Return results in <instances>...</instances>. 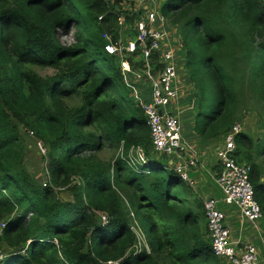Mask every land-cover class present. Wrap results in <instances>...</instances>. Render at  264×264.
Listing matches in <instances>:
<instances>
[{"label":"trees","instance_id":"trees-1","mask_svg":"<svg viewBox=\"0 0 264 264\" xmlns=\"http://www.w3.org/2000/svg\"><path fill=\"white\" fill-rule=\"evenodd\" d=\"M125 4L0 0V264H225L210 250L200 200L151 154L140 108L118 90L121 75L101 35L134 36L135 15L120 10ZM159 11L180 36L196 135L223 137L235 124V84L255 85L264 106V0H163ZM70 29L74 41L60 44L57 36ZM32 66L54 73L40 77ZM72 100L76 107L66 103ZM18 127L44 148V185L24 164ZM252 142L238 131L234 157L248 166L264 229V183L255 176ZM131 146L142 149L141 166L128 163ZM103 147L115 149L111 162L98 157ZM73 178L83 185H72V200H57L53 188ZM134 225L147 250L132 248Z\"/></svg>","mask_w":264,"mask_h":264},{"label":"built area","instance_id":"built-area-1","mask_svg":"<svg viewBox=\"0 0 264 264\" xmlns=\"http://www.w3.org/2000/svg\"><path fill=\"white\" fill-rule=\"evenodd\" d=\"M130 3L138 13L133 14L135 18L131 24L134 36L112 40L103 33V49L114 58L123 85L132 92V99L141 110L149 130L151 152L163 156L179 179L190 186L188 171L197 164V159L182 134L180 118L184 111L193 113L194 100L189 83L181 76L180 36L177 27L157 8L149 7L147 0H126V4ZM116 20L123 29L121 16ZM238 131V126L233 125L223 134L222 145L216 151L217 170L213 180L221 191L223 203L234 205L241 219L253 223L261 218L262 209L254 199L248 166L238 164L234 157V135ZM36 145L44 153L41 144L36 142ZM116 154L121 155V148ZM143 155L140 147L131 146L127 153L128 163L140 166ZM200 203L212 254L225 264H256V249L252 244L237 245L230 240L223 212L218 208L219 200L208 196ZM99 219L106 221V215L101 214ZM134 232L140 233L139 229Z\"/></svg>","mask_w":264,"mask_h":264},{"label":"rangeland","instance_id":"rangeland-1","mask_svg":"<svg viewBox=\"0 0 264 264\" xmlns=\"http://www.w3.org/2000/svg\"><path fill=\"white\" fill-rule=\"evenodd\" d=\"M163 0H147L148 6L149 7H155L159 10V6L161 5ZM146 3V2H145ZM134 6L136 4L134 3ZM158 6V7H156ZM124 26V25H123ZM125 27V26H124ZM131 27V25H130ZM120 39H124L122 35H119ZM57 39L60 44L62 45H67L70 44L74 41L73 37V29H70V31L66 34H62L60 36H57ZM182 49V47H181ZM184 54V53H183ZM183 56V55H182ZM33 70L37 75L40 77H46L50 76L54 73V70L51 69L50 67H38V66H32ZM184 73V72H183ZM183 73L181 76H183ZM188 83V81L186 80ZM118 90L120 93L124 94L125 96H128L132 99V92L129 91L124 85L121 80V83L118 84ZM237 120L234 125H237L239 128V131H242L246 133L248 136L251 137L252 139V146L250 148V155H251V160L254 162L256 169H255V176L259 180L260 177H262L264 180V106L261 103V99L258 97L257 94H253V90H255V85L253 84H246L242 82L241 84H235V89H237ZM184 88V87H183ZM204 106H205V111L206 113L210 112L211 104H212V96H213V91L210 90V86L206 83L204 88ZM193 92V87L192 91ZM65 100V99H64ZM133 101V99H132ZM183 101V100H182ZM134 102V101H133ZM70 107H76L77 106V101L72 100V101H67L66 102ZM183 105L185 106V101H183ZM196 109V107H195ZM194 112V109H193ZM187 111H184L181 114V124H182V129L183 127V121L185 119ZM194 113H192L193 115ZM209 115V114H205ZM189 121L192 123L193 118L192 116L190 117ZM18 132L22 138L23 141V148H24V164L28 170V172L32 175L35 176V180L42 185V183L47 181V176L44 175L45 173V163H46V157L45 155L42 156V152L38 149L36 142L33 141V135H31V131L28 129H25L23 127H18ZM190 132L194 135H196V131L193 128V126L190 128ZM198 138L204 139V137H201V135H196ZM219 139L209 143L207 145V158L210 160L208 165H206L207 168H209L214 161L216 162L217 157H216V151L217 149L222 145L223 139L222 136L217 137ZM214 139V138H213ZM217 146V147H216ZM151 154L154 157H161L160 161L165 162L163 159L164 157L158 154ZM98 157L105 162H111L114 159L115 155V149L109 148V147H103L98 153ZM163 157V158H162ZM142 163H140V166ZM205 170V168H203ZM264 183V182H263ZM74 184H79L83 185V182L79 178H73L72 182H70L69 185L66 187H59V188H53L55 197L57 200L65 202V201H70L72 200V185ZM211 186L213 188V195L219 197V202L221 203L222 206H225L227 204L223 203L221 200L222 194L219 188L211 182L209 185L206 186L204 189V193L207 194V188ZM221 205H218V208L221 210L223 207ZM229 206V205H227ZM234 209V208H233ZM232 213H235L234 210H231ZM107 218V217H106ZM239 219V216H238ZM262 219L260 218L259 220H256L254 223H256V228L253 226H250L249 224H252L248 222L247 220H244V228L254 231L255 233L257 232L258 229L262 227L263 224H261ZM236 226V225H235ZM133 235L135 236V244L132 245V248H144L147 250V244L145 243V240L143 238V235L141 233L135 234L134 230L138 231V227L134 225V227L130 228ZM264 241V240H263ZM256 246L255 243H252ZM253 245V246H254ZM254 246V247H255ZM256 249V248H255ZM4 258V254L2 251V248L0 246V260ZM261 262H264V250L262 252H258L256 250V264H260ZM116 262L114 261H109L105 262V264H115ZM264 264V263H263Z\"/></svg>","mask_w":264,"mask_h":264},{"label":"crops","instance_id":"crops-1","mask_svg":"<svg viewBox=\"0 0 264 264\" xmlns=\"http://www.w3.org/2000/svg\"><path fill=\"white\" fill-rule=\"evenodd\" d=\"M120 10L126 11L127 13L130 14H137V9L132 6V4H125V5H119ZM158 7V6H156ZM133 11H136L135 13H132ZM190 85V84H189ZM193 92H191L192 94ZM192 116V113L186 114L185 119L183 121V129H182V134L184 138L190 143L191 147L194 149L195 154H196V159H197V164L190 168L188 171V176L189 179L192 181V184L190 185L192 188L193 193L195 196L201 200L202 198L212 196L216 199H219V197L213 195V188L209 186L207 188V194L204 193V189L206 188L207 185H209L211 182H214L213 180V174L217 170L216 162L212 163V165L207 168L206 165L210 162L207 158V145L219 138H214L210 140H205L202 138H198L196 135L192 134L190 132V128L192 127V123L189 121L191 119L190 117ZM217 147V146H216ZM165 160V159H164ZM165 163H167V160H165ZM205 168V170H203ZM263 178L260 177L259 181H263ZM216 185V184H215ZM217 186V185H216ZM219 205L221 203L219 202ZM222 206V205H221ZM223 208L221 211L223 212L224 215V224L229 230V238L231 241L236 243L237 245H242L244 243H255L256 250L258 252H262L264 250V229L263 225L260 229L257 230L255 233L254 231L248 230L244 228V223L243 219H241L239 212L237 208L234 205H225L222 206ZM234 208V209H233ZM231 210H234L235 213H232ZM239 216V219H238ZM259 220V219H258ZM251 222H248V224ZM262 224V221H261ZM236 225V226H235ZM250 226H253L256 228V223L249 224ZM264 262H261L260 264H263Z\"/></svg>","mask_w":264,"mask_h":264}]
</instances>
